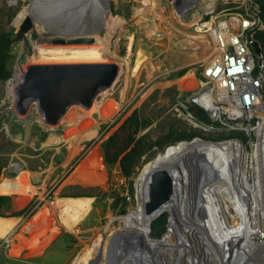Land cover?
Masks as SVG:
<instances>
[{"label": "rangeland", "instance_id": "obj_1", "mask_svg": "<svg viewBox=\"0 0 264 264\" xmlns=\"http://www.w3.org/2000/svg\"><path fill=\"white\" fill-rule=\"evenodd\" d=\"M175 1L159 0V3L152 7L137 0H110L113 15L122 19L123 26L115 32L110 43V49L117 59L106 62L117 63L126 74L119 75L112 86V94L109 98L102 100L100 104L107 103L111 107L114 106L113 108L119 107V111L114 117L96 126V137L86 141L84 143L85 148L80 155L70 162H67V158L70 146L74 142L71 139V130L67 131L70 126L63 125L61 122L54 127L47 125L35 104L31 106L26 115L17 114L14 110L15 96L9 91L12 84L15 86L19 82L14 76L21 53L30 50L22 59L24 65L22 74L26 67L31 64L67 62H32L30 56L33 46L30 41L12 44L8 62L11 76L6 81H0V182L7 178L16 179L21 172L25 171L28 173L29 182L37 189V192L34 197L25 202L20 201V199L16 200V209L11 211L9 217L17 219V226L9 232L10 234L0 235V264H77L82 259H84L85 264H90L86 255L95 248H97L94 252L95 263L101 264L102 242L99 239L111 221L114 222L113 227L118 228L121 226L119 224L121 217L137 207L136 182L144 167L153 162L159 154L164 153L170 146H175L181 142H190L198 137L175 143L168 142L165 136L169 133L170 128L179 132L196 131L200 134L198 129L189 124L175 104L181 91L196 86L194 75L197 77L202 75L203 64L209 56L208 48L206 49L202 45L198 49H194L192 46L183 45L181 41L188 34L195 35L198 40L206 44L205 33L199 31V27L204 22L209 21L212 16L221 17L233 12L244 11L246 7H249V4H247L248 6L245 5L244 0H194V4H190V2L185 5L186 8L182 13L176 9ZM29 3L28 0H17L14 3H10L8 0H0V31L14 34L16 30L14 22L16 20L21 22L23 17L28 14L27 6ZM259 4L262 13H264V3ZM211 10H214L213 13H210ZM157 13L162 14L161 17H158ZM107 33L108 31L102 28L98 36L104 40ZM36 37L33 34L34 40L37 39ZM207 45L209 46L208 43ZM202 53H204L205 58L202 57ZM139 59L141 63L135 69ZM124 60L129 65L124 63ZM96 62L99 61L89 63ZM13 78L12 83H9L8 80ZM101 94L105 95L106 91ZM135 109H138L142 122L139 136L148 135L147 140L159 141L161 146H155L148 150L140 158L135 172L126 177L121 173L119 162L112 159L104 160L105 142L108 136ZM92 113L89 120L95 126V115H103V113L99 109ZM208 137L216 139V141L209 139L211 142L239 141L245 147V153L249 155L247 181L253 185L256 178L253 176L250 155L252 153L251 145L260 143L257 136L254 133L252 136H248L223 129L221 132L210 134ZM262 138L264 140V136ZM200 139L203 143L215 144L205 142L208 139L202 137ZM96 162H103V165L102 168L95 171L97 173L94 185L95 200L90 213L76 226L75 230L78 231L70 232L62 227L57 234L52 236L57 237L43 255L23 259H16L19 257L16 254H11V256L10 250L13 243L14 245L18 244L17 234L29 220L40 212L45 204L40 199L41 195L44 196L45 200L51 202L50 200L58 190L77 176L79 166H89ZM230 178L234 182L240 180V188L249 190L241 182L243 181L241 174L231 173ZM249 195L251 197H248L245 202L252 206L251 198L253 195L251 193ZM260 202V205H263L262 201ZM263 207H261L262 211L264 210ZM239 223L240 218L238 216L235 221L231 220V225L238 226ZM256 223L257 227L263 229L264 232V223L259 222V220ZM181 227L187 230L184 225ZM48 231L49 228L33 236V238L39 243L40 238L45 236ZM255 239L257 240L258 237L256 236ZM26 246L27 244L20 246L19 250ZM261 248L260 252L264 251V247ZM199 251L201 252V250ZM199 251H195V253ZM200 252L197 255L203 257ZM206 264L215 263L208 262Z\"/></svg>", "mask_w": 264, "mask_h": 264}, {"label": "bare ground", "instance_id": "obj_2", "mask_svg": "<svg viewBox=\"0 0 264 264\" xmlns=\"http://www.w3.org/2000/svg\"><path fill=\"white\" fill-rule=\"evenodd\" d=\"M137 1L152 7L159 3V0ZM188 3L194 4L195 1L188 0ZM161 15L157 13L158 17ZM94 18L92 22H88L90 25L88 31H91L88 34L94 38L90 42H54L53 38H60V36L49 34L39 42L30 38L33 46L30 56L32 62L89 63L116 60L117 57L110 49V43L115 32L123 26L122 19L115 17L113 13H105V11ZM19 23L17 20L14 22L15 25ZM102 28L108 31L104 40L98 36ZM39 32L43 33V29ZM181 42L194 49L202 45L206 49L209 48L207 43L198 40L195 35L187 34ZM29 51L20 55L14 76L18 81L21 80L24 68L22 59ZM203 54L202 57H204ZM124 63L128 64L126 60ZM140 63L139 59L135 69ZM120 74H126L122 67L116 79ZM13 80L14 78L8 82L12 83ZM15 87L16 85L13 84L9 87L10 93L14 96ZM112 91L111 88L106 90L105 95L100 94L90 110L85 111L75 106L61 119V124L70 126L67 131L71 130L72 137L71 135L70 137L74 141L70 146L67 162L80 155L85 148L86 141L96 137L97 125L114 117L119 111V107L113 108L114 106L111 107L107 103L100 104L102 100L109 98ZM98 109L103 115H95L96 125L94 126L89 116ZM73 125L76 126L72 127ZM263 132L264 123L260 126V143L251 145V167H253V176L256 178L253 185L247 181L249 155L245 153V147L239 141L220 144H206L198 140L181 142L170 146L153 162L147 164L136 182L137 207L121 217L119 221L121 226L118 228H114V222L111 221L99 239L102 242L101 264H206L208 262L264 264V251L260 252L261 247H264V232L256 225L258 220L264 223V210H261L264 206V141L261 139ZM156 166L170 169L175 182V196L171 205L162 212L159 211L148 217L143 210L144 203L148 200V172ZM231 173L241 174V180H243L241 182L249 190L240 188V180L232 181ZM36 192L37 189L29 182L28 173L25 171L21 172L16 179L7 178L0 182L1 195L34 196ZM249 193L253 195L252 206L245 202L248 197H251ZM40 199L45 202L44 206L17 234L18 244L14 245L12 242L13 246L10 250L12 254L21 251L20 246H25L33 239V236L47 228L49 231L41 238L42 240L53 238L52 236L57 234L62 227L70 232L76 231V226L90 213L95 200L93 197H60L52 203L45 200L43 195ZM260 201L263 203L262 206ZM161 214L165 215L168 221L167 226L162 231L161 228L152 229V220ZM237 216L240 218L239 225H231V220L235 221ZM182 225L187 230L182 228ZM16 226V218L0 216L1 236L10 234L9 232ZM257 249L259 251H256ZM95 250L97 248L86 255L90 264H96ZM195 251H199L203 257L198 256L199 252L195 253ZM77 264H85L84 259Z\"/></svg>", "mask_w": 264, "mask_h": 264}, {"label": "water", "instance_id": "obj_3", "mask_svg": "<svg viewBox=\"0 0 264 264\" xmlns=\"http://www.w3.org/2000/svg\"><path fill=\"white\" fill-rule=\"evenodd\" d=\"M28 1V14L19 25L14 24L16 30L12 44L29 42L33 34L38 35L37 42L43 41L47 34L60 36L53 38L54 42H90L94 38L88 34L91 32L88 31V22H92L94 16L102 11L112 13L110 0ZM187 4L188 0H176L174 3L182 13ZM41 29L43 33L39 32ZM253 46L260 53L258 41L254 40ZM119 71L117 63L107 62L28 65L15 87L14 110L17 114L26 115L35 104L44 122L51 127L57 126L75 106L90 110L99 95L112 88ZM197 140L202 141L194 139L190 142ZM205 142L220 143L209 140ZM148 173V200L144 203L143 210L149 217L171 205L175 196V182L168 167L156 166ZM167 222L165 215L161 214L152 220V229L161 228L162 231Z\"/></svg>", "mask_w": 264, "mask_h": 264}, {"label": "built area", "instance_id": "obj_4", "mask_svg": "<svg viewBox=\"0 0 264 264\" xmlns=\"http://www.w3.org/2000/svg\"><path fill=\"white\" fill-rule=\"evenodd\" d=\"M244 2L249 4L244 11L212 16L199 27L207 38L209 56L202 75H194L196 86L181 91L175 104L200 131L195 139L226 129L248 136L254 133L259 140L264 123V13L257 0ZM192 103L203 108L217 125L199 121L188 107Z\"/></svg>", "mask_w": 264, "mask_h": 264}, {"label": "trees", "instance_id": "obj_5", "mask_svg": "<svg viewBox=\"0 0 264 264\" xmlns=\"http://www.w3.org/2000/svg\"><path fill=\"white\" fill-rule=\"evenodd\" d=\"M259 3H264V0H257ZM264 7V5H263ZM14 34L6 31H0V81H6L11 76L9 68V58L12 51V43ZM10 81V80H8ZM189 109L194 112L197 119L201 122L210 125L213 123L209 114L199 105L192 103L188 105ZM142 128L141 117L138 109H135L123 122L108 136L105 142L104 160L112 159L120 163L121 173L128 177L135 172V168L139 163L140 158L155 146H161L159 141L147 140L148 135L139 136ZM200 136L196 131L179 132L174 128H170L169 133L165 138L168 142H178L182 140H192ZM204 139H212L206 137ZM103 163V162H102ZM101 162L93 163L89 166H79L77 176L72 181L65 183L50 200L54 202L60 197H93L94 185L96 182L99 168H102ZM1 175V169H0ZM34 196H16V200L27 201ZM12 208V197L10 195H0V216L9 217Z\"/></svg>", "mask_w": 264, "mask_h": 264}, {"label": "crops", "instance_id": "obj_6", "mask_svg": "<svg viewBox=\"0 0 264 264\" xmlns=\"http://www.w3.org/2000/svg\"><path fill=\"white\" fill-rule=\"evenodd\" d=\"M12 197V208L11 211H13L14 209H16V195H10ZM15 199V202H14ZM57 236H54L53 238L47 239V240H42L40 238L39 243H37L36 239L33 238L26 247H24L21 251L15 253L16 256H19L16 259H23L25 257H36L38 255H43L45 254L46 250L49 248V246L52 244L53 240L56 238ZM37 245V246H35ZM35 246V247H34ZM34 247V248H33ZM32 248V249H29ZM12 253H10L11 255ZM13 255V254H12ZM11 255V256H12Z\"/></svg>", "mask_w": 264, "mask_h": 264}, {"label": "flooded vegetation", "instance_id": "obj_7", "mask_svg": "<svg viewBox=\"0 0 264 264\" xmlns=\"http://www.w3.org/2000/svg\"><path fill=\"white\" fill-rule=\"evenodd\" d=\"M36 35V34H35ZM38 37V35H36Z\"/></svg>", "mask_w": 264, "mask_h": 264}]
</instances>
